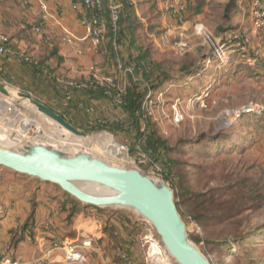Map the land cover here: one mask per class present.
Wrapping results in <instances>:
<instances>
[{
    "label": "rangeland",
    "instance_id": "obj_1",
    "mask_svg": "<svg viewBox=\"0 0 264 264\" xmlns=\"http://www.w3.org/2000/svg\"><path fill=\"white\" fill-rule=\"evenodd\" d=\"M253 3V0H190L186 17L182 15L186 20L173 30L171 38L187 44L185 54H178L162 40L157 42L164 30L155 32L154 39L153 34L145 32L143 25L146 24L140 22V45L150 52L155 62L153 82L158 81V76L171 77L160 86L156 85L157 90L149 88L144 100L147 118L169 148L164 154L165 160H153L141 152L132 139L117 138L108 131L94 128L77 127L88 134L87 140L94 142L88 150L80 149L77 146L85 138L65 131L63 135L60 128L35 108L2 94L0 136H8L0 137V141L50 145L49 136L52 135L63 152L65 148L68 150L67 154L82 150L110 165L139 169L172 188L190 241L212 264H264V75L241 63L240 57L237 60L236 51L230 62L220 69L212 56V46L222 42L225 33L235 30L233 39L242 42L251 53L260 52V61L264 60V28L255 27ZM139 15L146 18L151 13L141 10ZM244 19L246 23L240 25L238 21ZM234 21L237 26L233 29ZM197 24H202L207 33L198 35ZM152 27L154 30L156 26ZM117 52L124 67L131 68L128 51L118 46ZM113 64L115 71L108 76L126 80L129 85L130 75L124 77L117 63ZM261 69L264 73V67ZM0 83L30 94L42 103L51 102V92L45 93L37 87L33 90L17 87L5 83L1 77ZM251 109L254 110L249 112ZM176 111L183 115L179 123L174 119ZM29 120L35 121L38 132L27 137L22 132L28 130L25 124ZM101 134L114 142L96 140ZM122 154L129 157L130 163L123 162ZM42 185L50 193V189L55 188L43 182ZM55 189L52 195L57 196L61 192ZM102 211L109 215L126 213L133 219L144 220L128 208ZM150 228L144 222L135 228L139 231H132L136 237L132 244L134 250L129 253L135 264H151L146 260L147 246L143 240ZM123 251L120 246L119 256H116L118 263ZM164 260L163 264H178L172 257Z\"/></svg>",
    "mask_w": 264,
    "mask_h": 264
},
{
    "label": "crops",
    "instance_id": "obj_2",
    "mask_svg": "<svg viewBox=\"0 0 264 264\" xmlns=\"http://www.w3.org/2000/svg\"><path fill=\"white\" fill-rule=\"evenodd\" d=\"M26 0H0V35L10 37L15 49L33 54L46 61L51 68L52 75L60 79L88 81L91 78L106 77L114 73L116 55V41L110 45L109 31L106 28L104 46L96 48L90 40H85L86 31L80 25L82 14L73 10V0H47L49 14L43 17L39 6L35 2L25 4ZM116 3H131L130 0H114ZM177 0H156L153 14L146 18L140 17V11H149V0H138L134 5V12L138 18V26L143 22L146 33L153 34L158 30L167 31L174 25L183 24L187 12L181 23L172 17L167 4ZM241 15H239L240 17ZM240 25L245 19L238 21ZM150 24V26L148 25ZM187 23L184 24V26ZM234 29L236 21L232 23ZM42 26L43 33L35 35L36 26ZM152 26L155 29L153 30ZM65 30L71 32L77 39L75 44L64 42ZM139 32L137 28L136 35ZM162 34L157 42L162 40ZM264 44V43H263ZM114 50V54L111 51ZM0 77L5 83L23 87L25 89L39 88L40 91L51 92L50 103L43 102L56 112H62L63 95L56 87L48 85L45 79L39 78L29 65L19 64L9 56L0 55ZM61 106V107H60ZM83 106V105H82ZM93 111L85 110L91 118L100 115L114 116V105L108 102L94 101ZM70 110V109H69ZM68 110V111H69ZM72 111L67 120L76 125L83 122L84 112L76 114ZM78 127V126H77ZM112 140V138H107ZM113 141V140H112ZM114 142V141H113ZM47 184V183H45ZM42 182L30 177L16 174L10 170L0 168V258L9 256L26 263L47 264L51 261H60L63 253L53 252L46 255L53 240L76 241L82 237H89L93 246L88 251V264H118L123 237L129 243H134L133 230L140 221L126 213H105L102 209H88L78 202L75 203L61 193L52 195L45 190ZM53 186V185H51ZM62 194V195H60ZM66 194V193H65ZM123 220V222L121 221ZM141 226V225H140ZM143 229V228H142ZM43 241L46 248H42L37 241ZM134 248H131L133 252Z\"/></svg>",
    "mask_w": 264,
    "mask_h": 264
},
{
    "label": "water",
    "instance_id": "obj_3",
    "mask_svg": "<svg viewBox=\"0 0 264 264\" xmlns=\"http://www.w3.org/2000/svg\"><path fill=\"white\" fill-rule=\"evenodd\" d=\"M7 88L0 83V94L8 96ZM18 96L62 130L80 138L88 137L30 94L18 92ZM0 168L55 185L86 207L132 209L153 227L178 264H212L190 241L172 188L139 169L110 165L87 154L64 156L44 144L5 140L0 142ZM83 184L98 186L107 192H94L82 187Z\"/></svg>",
    "mask_w": 264,
    "mask_h": 264
},
{
    "label": "built area",
    "instance_id": "obj_4",
    "mask_svg": "<svg viewBox=\"0 0 264 264\" xmlns=\"http://www.w3.org/2000/svg\"><path fill=\"white\" fill-rule=\"evenodd\" d=\"M35 2L40 8V11L43 14V17L49 14V6L47 0H26L25 4L30 2ZM132 4H135L137 0H130ZM253 18L256 29L264 28V3L263 0H253ZM73 10L78 11L82 14L80 19V25L85 29L86 36L85 40H90L94 47L102 48L104 46L105 34H106V21L104 19L105 14H108L110 17V24L114 30L117 31L118 23L120 20V14L122 6L120 3H116L114 0H73L72 5ZM168 11L171 13L172 17L178 19V22H182L180 14L186 9V0H177L170 1L167 4ZM178 25H174L172 29L165 31L162 42L166 45H171L178 54H185L187 52V44L182 40L180 42L172 41L173 30L176 29ZM195 30L198 35L205 34V30L202 24H197ZM35 35H41L43 33L42 26H36L33 30ZM64 42L68 44H75L77 39L73 34L65 30ZM229 34V36H228ZM235 30L232 32H227L223 35V41L216 43L212 46V56L213 59L218 63V68H222L223 64L229 63L233 57V51H236L238 54L236 59L240 57L241 63H246L252 68H256L259 65L261 54L260 52L251 53L250 50L245 49L242 42H237L233 39ZM228 36V37H226ZM238 38V37H237ZM118 46L116 45V49ZM230 50V52L228 51ZM118 51V50H117ZM0 55L9 56L14 61L19 64L29 63L35 66L39 65L38 59L31 53L15 50L12 48V42L10 37L6 35H0ZM242 58V59H241ZM116 63L118 65L117 69L124 76L127 77L133 73L132 68L124 67L120 59L116 58ZM47 74V70L44 71ZM97 84L101 87H105L107 90L113 89L117 93V96L113 100V105H121V97L126 93L128 87L126 80H122L117 77H97L95 76ZM60 86L64 92V97L61 103L62 108H67L69 106V101L73 97V90L77 88H86V84H78L74 80H58ZM111 96L109 91L106 93ZM254 109L249 110V112ZM58 114L64 116L62 112H57ZM65 117V116H64ZM66 118V117H65ZM176 122L183 120V115L176 111L175 117ZM67 120V118H66ZM68 121V120H67ZM124 147L121 148L123 153ZM123 162L130 163L129 157L125 158L122 154ZM147 231L148 233L144 236L143 240L145 246H147L146 251V260L149 263H164V258H166V250L162 246L160 238L156 234L152 226ZM42 248H46V245L43 241H37ZM93 242L89 237H82L76 241H58L53 240L48 248H46V255L50 256L53 252L60 251L63 253V258L60 261H51L47 264H88L89 256L88 251L92 248ZM125 261L118 264H133L127 259V255H123ZM0 264H33L26 263L20 260L13 259L9 256H4L0 258Z\"/></svg>",
    "mask_w": 264,
    "mask_h": 264
},
{
    "label": "trees",
    "instance_id": "obj_5",
    "mask_svg": "<svg viewBox=\"0 0 264 264\" xmlns=\"http://www.w3.org/2000/svg\"><path fill=\"white\" fill-rule=\"evenodd\" d=\"M139 1L140 0H138L139 5L142 4ZM153 1L155 2L156 0H149V3ZM121 6L120 20L116 32H114L110 24V17L108 14H105L104 19L106 21L107 31H109V47L112 48V43L116 41L118 46L124 47L125 50L128 51V57L132 59V61H129V65L133 69V73L130 75V84L126 89V93L121 97L122 104L114 106V116L100 115L98 118H91L90 115L85 113V110L93 111L94 101H105L113 104V100L117 96V93L113 89L107 90L105 87L99 86L94 78H91L88 81L74 80L80 85L86 84L87 86L86 88H77L73 90V97L69 101V106L62 109V114L67 117L72 111L77 112L76 114L79 115L84 112L85 116L83 122L76 123L78 127L87 129L94 128L97 131H108L117 138L126 140L132 139L134 140V144L138 145L141 152L145 153L153 160L160 162L164 159V154L168 153L169 148L147 118L144 110V100L149 88H152L155 91L157 90L156 85L160 86V84L168 81L171 77L168 75L158 76V81L153 82L152 79L155 77V62L151 59L150 52L140 45L141 40L138 34L136 35L138 18L134 12V5L131 3H125L121 4ZM189 7H191L190 0H188V2L186 0V9L180 14L182 20V15H185V12H188ZM155 8L156 5L152 3L149 7V12L153 14ZM12 48L15 49L13 46ZM111 53L114 54V50H112ZM37 59L39 61L38 66L29 63L23 64L31 66L39 78L45 79L49 86H52L53 88L56 87L64 97V92L60 83L58 82V79L52 75L50 66L46 61H42L39 58ZM262 67H264V60H261L258 67L255 69L252 68V70L258 74L264 75V73H262ZM45 70H47V74H45ZM108 91L111 96L106 94ZM95 138L96 140H103L110 137L101 134ZM165 163L170 166L167 161H165ZM57 188L60 189L59 187ZM64 195L70 198V200L77 202L69 195L65 193ZM120 242L121 247L125 250L123 251V254L120 255V263L126 260L123 258V255H127V259L135 264L132 255L129 253L131 252L132 243H129L125 239H120Z\"/></svg>",
    "mask_w": 264,
    "mask_h": 264
},
{
    "label": "bare ground",
    "instance_id": "obj_6",
    "mask_svg": "<svg viewBox=\"0 0 264 264\" xmlns=\"http://www.w3.org/2000/svg\"><path fill=\"white\" fill-rule=\"evenodd\" d=\"M7 91H8V93H9V95L8 96H6V98H8V99H11V100H13V101H16V102H21V103H23V104H25V105H27V106H29V107H33L31 104H30V102L29 101H26V100H22L19 96H18V92L17 91H15V90H13V89H11V88H7ZM34 108V107H33ZM36 109V108H35ZM45 117V116H44ZM46 118V117H45ZM48 121H50L48 118H46ZM52 124H55V126H57V124L56 123H54L53 121H50ZM230 124H232V123H230ZM25 125H27L28 126V130H26V131H23L22 132V134H24L25 136H27V137H29V135H34L35 134V132L37 133L38 132V130L36 129V127H37V125H36V123H35V121L34 120H29L28 122H26V124ZM60 127H58L57 129H59ZM24 129V128H23ZM36 129V130H35ZM61 129V128H60ZM60 131V130H59ZM61 131L63 132V135H64V129L62 130L61 129ZM67 131H65V133H66ZM41 133V132H40ZM68 133V132H67ZM4 135V134H3ZM8 136V135H7ZM6 135L5 136H0V137H3V138H6L7 137ZM46 136V135H45ZM50 137V140H49V144L50 145H46V146H50V147H52V148H54V149H56V150H58L57 148H59V152H61L64 156H76V155H79V154H87V155H89L87 152H84V151H79V153H77V154H67V153H65L66 151H68L66 148H65V151L63 152V149L61 148V146L55 141V139H54V137H52V135L51 136H49ZM3 138L1 139V140H3ZM45 138V137H44ZM88 138H85L84 140L85 141H81L80 142V145L79 146H77L78 148H80V149H83V147H84V149L85 150H88L87 148L88 147H90V146H93L94 145V142L93 141H91V139L90 140H87ZM1 142V141H0ZM60 149H62V151L60 150ZM78 152V151H77ZM82 187H84V188H86V189H90V190H92V191H94V192H98V193H105V192H107V190H104L103 188H99L98 186H93V185H91V184H83L82 185ZM166 250V249H165ZM166 259L167 258H169V257H171L170 256V254H169V252L166 250Z\"/></svg>",
    "mask_w": 264,
    "mask_h": 264
}]
</instances>
